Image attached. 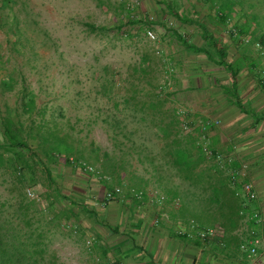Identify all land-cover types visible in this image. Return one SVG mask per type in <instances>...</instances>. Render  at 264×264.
<instances>
[{
	"label": "rangeland",
	"instance_id": "rangeland-1",
	"mask_svg": "<svg viewBox=\"0 0 264 264\" xmlns=\"http://www.w3.org/2000/svg\"><path fill=\"white\" fill-rule=\"evenodd\" d=\"M227 1L102 0L99 3L95 0H11L9 8L2 7L4 2L0 0V79L9 76L14 79L12 91H3L0 87V114H4L8 108L12 113L15 111L19 119L27 124L31 121L35 124L45 123L68 132L73 146L83 150L84 157L91 156L94 151L114 154L124 162L121 184L130 181L134 167L137 176L146 181L144 191L146 189L149 194L160 193L179 182L176 177L171 176L170 169L161 165V158L166 151L163 148L164 137L149 125L147 117L145 121L141 120L144 113L125 109L123 104L115 107L114 102L120 103L121 98L109 99L102 95L100 84L106 76L111 78L118 74L123 79L131 71V66L146 58L153 78L160 85V91L165 94L162 81L168 71L165 70L164 59L169 58L168 52L173 48L170 46L174 39L172 33L182 32L183 30H179L180 26L186 30L188 25L198 23L204 27L203 40L209 41L213 38L211 35L207 37V31L209 33L212 27H234L237 38L243 41L245 56L234 65L231 64L235 68L245 67L240 74L239 86L246 90L261 88L258 72L264 81V47L262 49L258 40L251 38L254 33L252 28L248 34L240 33L239 29L249 13L259 16L264 26V0H247L244 5L243 0H229L235 4L232 7L225 6ZM162 2L168 6L173 4L180 14L179 18L171 16ZM212 2L215 3L213 8L210 6ZM238 3L240 4L236 6ZM122 15L130 16L137 24L146 19L149 28L145 30V27H141L140 30L138 25L125 27L128 32L123 35L116 31ZM13 17H16V24L27 37L23 40V48L16 45L11 49L16 39V35L8 31ZM223 17L227 19L225 23ZM83 22L105 26L109 32L90 33ZM148 30L154 33V40L147 37ZM255 34L260 35L261 31ZM257 65V69L251 67ZM23 88L32 92L36 98L38 113L35 112L30 121L21 105L20 92ZM122 91L121 87L119 92ZM140 98L145 99L143 96ZM168 105L165 103L164 108ZM106 118H109L108 123L104 121ZM121 129L128 139L121 135ZM181 133L184 134L183 131ZM56 136H52V140L48 138L49 141L55 142ZM60 144L52 146V149L58 151L55 154L61 153L60 156L52 159L42 154L39 157L50 168L61 194L77 203L79 217L88 213L79 206L89 208V205L97 207L98 204L101 208L127 192L111 179L87 176L79 169L65 165L64 156L72 159L76 152L73 147L70 150ZM31 164L35 176V184L30 189L33 193L30 198H33L47 189V184L41 165ZM156 167L161 170H152ZM168 173L170 176L167 180ZM10 180V170L6 164L0 165V202L8 196L12 187ZM134 181L138 183L136 178H133L132 183ZM107 185L118 187L119 195L105 200ZM67 204L66 200H60V206L66 207ZM43 206L44 202L38 204V208ZM73 226L66 223L63 226L49 227L45 239L48 255L54 256L58 264H95L96 257L83 250L79 242L64 239L67 233L71 237H77L79 232Z\"/></svg>",
	"mask_w": 264,
	"mask_h": 264
},
{
	"label": "crops",
	"instance_id": "crops-1",
	"mask_svg": "<svg viewBox=\"0 0 264 264\" xmlns=\"http://www.w3.org/2000/svg\"><path fill=\"white\" fill-rule=\"evenodd\" d=\"M203 28L198 23L188 25L186 30L180 26L181 40L172 33L173 48L168 52L169 58L164 59L168 74L162 81L169 104L166 109L189 123L193 137L199 138L201 134L199 123L209 122L205 136L213 149L246 164L248 179L256 192L250 208L260 213L257 229L264 235V88L246 90L239 86L245 67H240L236 83L233 82L230 70L237 68L232 65L245 57L243 41L237 38L234 27H212L207 31L212 41L203 40ZM182 110L183 117L178 113ZM214 121L218 124L214 125ZM222 139L227 142L222 143ZM204 169V183L186 186L175 182L172 189L188 190L191 197L200 194L207 202L211 189L217 188L216 184L227 176L211 160L206 159ZM135 175L138 174L132 167L130 181L121 185L127 190L123 197L101 208L98 204L83 206L88 213L73 226L79 232L77 237L67 233L64 239L79 242L83 250L96 257L95 264H248L245 254L238 249L244 222L239 219L232 230L228 224L219 225L227 223L226 211L220 209L209 222L205 220L207 224L203 223L218 230L214 237L197 242L195 238L179 235L177 231L193 219L180 210L181 200L167 196L165 189L157 194L146 193V181ZM133 178L138 183H132ZM131 191L142 195L136 198ZM158 194H163L166 200L159 202ZM213 222L214 226L209 225Z\"/></svg>",
	"mask_w": 264,
	"mask_h": 264
},
{
	"label": "trees",
	"instance_id": "trees-1",
	"mask_svg": "<svg viewBox=\"0 0 264 264\" xmlns=\"http://www.w3.org/2000/svg\"><path fill=\"white\" fill-rule=\"evenodd\" d=\"M10 1L3 0L4 4L2 7L8 6L10 8ZM95 1L102 3V0ZM245 1L247 0L242 1L243 5ZM227 2L225 6H235L229 0ZM239 4H236V6ZM162 5L171 16L179 18L180 14L173 7V4L168 6L163 3ZM210 6L213 8L215 3L212 2ZM226 20V18L223 19L224 23ZM12 22L11 26L9 25L8 27V31L15 34L16 39L11 45V49H14L16 45L23 48L25 45L23 40H26L27 37L16 24V17H13ZM139 22L137 24V22L130 19V16L122 15V20L117 25L116 31L125 35L128 32L125 27L138 25L140 30L142 29L141 27H145V30L149 28V22L146 19L144 22L142 20ZM3 24L5 23L3 22ZM83 26L90 33L109 32L107 27L96 26L89 22H83ZM237 27L239 29V25ZM241 27L239 32L244 34L251 33L252 28L254 33L251 34V38L254 41L258 40L263 49L264 26L259 20V16L249 13L244 18ZM260 31V35L255 34V32ZM175 36L178 40H181L180 35L175 33ZM183 44L189 47L186 42H183ZM205 55L207 56L206 53ZM220 58L223 62L225 61L223 54L220 55ZM251 67L257 69L258 65ZM129 69L131 71L123 79L118 74L111 76V78L106 76L100 84V93L109 99L120 97V103L114 102L115 107L123 104L125 109L145 114V116L142 115L141 120L145 121V117H147L149 125L155 128L165 140L163 148L165 147L166 151L161 158L163 160L161 165L165 169L171 170V176L176 177L179 184L187 186L189 184L204 183L206 157L198 142V137H193L190 133L182 134V120L178 119L176 112L164 108L168 99L167 94L165 95L160 91L161 87L153 78L150 68L146 64V58L140 59L137 64ZM239 71L240 68L230 70L234 83H236L235 79ZM258 83L264 88V81H262L259 72ZM0 87L3 91H12L14 79L11 76L1 78ZM121 87L123 89L122 93L119 92ZM20 96L23 111L28 115L27 117L30 121L33 114L35 112L38 113L35 95L23 88ZM141 96L145 97V99L140 98ZM108 119L106 118L104 121L108 123ZM119 132L124 138L128 139L127 134L122 129ZM52 136H56L55 142L49 141V139L52 140ZM44 138L49 139L45 140ZM70 138L68 132L57 127L53 128L45 123L35 124L31 121L27 124L19 119V115L15 111L12 113L11 109L7 108L4 114H0V165L6 164L7 169L10 170L11 180L9 184L12 186L8 191V196L0 202V264H58L54 256L48 255L45 243L49 227L52 225L63 226L66 223L74 225L80 220V210L76 208L77 203L69 196L61 194L59 185L52 178L50 168L39 157L42 154L52 159L58 155L60 156L61 153L56 155L55 153L58 151L52 149L54 144L62 143L64 147L67 146L70 150L73 147L75 150L76 156L72 159L64 156L63 163L65 165L73 169H79L84 175L111 179L115 185H122L121 171L124 168L123 160L108 152L97 153L95 151L91 156L84 157L83 150L74 147ZM209 147L214 151L211 144ZM31 163L41 165L45 183L47 184V189L35 195L36 198H30L26 193V190H30L35 184ZM86 166H92V171H88L85 168ZM154 169L158 170V172L161 170L160 168ZM166 176L168 180L170 174L168 173ZM216 185H218L217 188L211 189L207 202L200 194L197 197H191L188 190H173L172 186L165 188V194L180 199V210L189 214L193 218L191 220L196 219L198 222L194 221L201 226L206 221L209 222L210 218H214V214L220 209H225L227 223H220L219 225L225 227L228 224L232 230L238 224L239 205L235 201L233 190L227 177ZM112 188L108 185L106 187L107 190ZM63 199L68 203L66 207L60 206V200ZM105 200L107 199L105 198ZM39 202L42 204L44 202L45 206L38 208ZM79 207L83 209V206ZM209 225L214 226L215 224L213 222ZM196 240L199 242L198 239Z\"/></svg>",
	"mask_w": 264,
	"mask_h": 264
},
{
	"label": "built area",
	"instance_id": "built-area-1",
	"mask_svg": "<svg viewBox=\"0 0 264 264\" xmlns=\"http://www.w3.org/2000/svg\"><path fill=\"white\" fill-rule=\"evenodd\" d=\"M147 37L150 40L155 39V35L152 31L146 32ZM181 117L185 115L184 110L178 112ZM182 131L184 134H189L193 128L188 122L182 120ZM214 125L218 124V121L213 122ZM210 123H199L197 128L199 130L198 142L204 151L207 160L213 161L220 168L226 171V176L229 181V185L233 190V195L239 203L238 216L239 219L245 223L240 229L242 231L241 241L238 245V249L241 253L245 254L248 259V264H264V235L257 229V225L261 222V215L258 211L252 210L251 204L256 199V192L253 185L248 179L247 166L238 158L231 155H226L223 152L212 150L209 146V142L205 136ZM226 139H222V143H226ZM88 171H92L91 166L85 167ZM120 189L113 187L111 190H107L105 198L107 200L113 199L119 195ZM29 197L33 196L31 190H26ZM157 194V192H152ZM151 193V194H152ZM142 192H135L134 196L140 198ZM158 201L163 202L166 200L163 194L157 195ZM218 230L210 226L198 225L194 220H189L187 226L183 229H179L177 234L184 235L188 238L198 239L200 242H205L211 237L217 235Z\"/></svg>",
	"mask_w": 264,
	"mask_h": 264
}]
</instances>
